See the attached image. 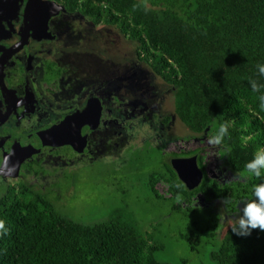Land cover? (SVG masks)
Returning a JSON list of instances; mask_svg holds the SVG:
<instances>
[{
  "label": "trees",
  "instance_id": "1",
  "mask_svg": "<svg viewBox=\"0 0 264 264\" xmlns=\"http://www.w3.org/2000/svg\"><path fill=\"white\" fill-rule=\"evenodd\" d=\"M58 1L100 29H117L134 45L130 64H121L113 86L112 96L123 118L131 116V123L156 116L149 109L158 92L156 77L174 87L172 116L160 122L168 125L177 116L196 134H214L220 124L228 123L230 137L220 146L221 160L237 177L229 181L212 177L204 148L169 154L164 145L145 140L137 147L139 152L148 158L160 156L162 164L145 180L149 195L138 200L147 207L157 203L154 207L160 210L150 232L140 228L133 212L122 208L87 224L65 214L56 193L44 191L47 186H7L0 194V219L10 234L0 238V264H173L159 258L165 245L158 234L178 215L187 218L191 249L198 250L194 244L210 249L207 264H264V230L241 236L229 226L219 236L222 214L196 204L200 197L206 203L228 197L225 206L236 213L239 202L254 199L253 185L264 182V177H239L254 153L264 148V111L248 82L252 77L264 83L256 68L264 63V0H149L147 12L133 8L139 0ZM101 139L105 145L107 137ZM119 141L112 152L103 151L94 159L117 155V144L125 142ZM192 155L197 156L203 179L197 187H187L183 203L177 204L174 184L183 181L172 159Z\"/></svg>",
  "mask_w": 264,
  "mask_h": 264
},
{
  "label": "flooded vegetation",
  "instance_id": "2",
  "mask_svg": "<svg viewBox=\"0 0 264 264\" xmlns=\"http://www.w3.org/2000/svg\"><path fill=\"white\" fill-rule=\"evenodd\" d=\"M41 1L29 4V0H19L18 10L2 19L0 167L15 146V162L6 171L18 172L15 176L0 173V183L8 181L6 187L25 184L45 188L54 182L44 184L41 180L60 175L73 160L77 164L82 157L95 161L99 153L112 152L113 144L116 146L114 127L125 120L112 96L122 63L116 57L104 59L97 48L102 29L68 11L58 0ZM46 14L47 27L39 18ZM98 101L101 118L97 123L94 116L83 120L85 110L92 115L98 111ZM78 130L86 137L82 152L73 147ZM102 135L107 137L105 145ZM41 141L45 144L38 151L20 161L19 155ZM105 156L112 158L115 153Z\"/></svg>",
  "mask_w": 264,
  "mask_h": 264
},
{
  "label": "rangeland",
  "instance_id": "3",
  "mask_svg": "<svg viewBox=\"0 0 264 264\" xmlns=\"http://www.w3.org/2000/svg\"><path fill=\"white\" fill-rule=\"evenodd\" d=\"M96 41L97 48L106 58L116 57L122 65L130 64L128 55L132 53L134 56V45L126 40L117 29L105 27L99 31ZM153 79L158 86V92L151 98L152 105L149 109L154 110L156 116L151 117L150 120L133 119L129 123L128 121L132 120L130 116L125 118L123 125H116L114 127L115 140L125 139V143L121 148L119 147L117 155L95 161H90L88 157H82V162L79 164L73 160L69 165H65L67 167L58 173L60 174L58 177L55 175L41 180L44 181V184L54 182L44 191L52 196H55L56 193V198H60L63 202L61 210L68 216L91 224L107 219L113 211L122 208L134 213L142 230L152 231V225L160 213L159 208H155L158 205L154 203L152 207H147L146 204L138 203V200H145L149 195V192L144 188L145 180L148 174L159 170L162 164L160 156L155 155L148 158L139 152L137 147H141L145 140L151 141L155 146L164 145L165 150L170 151L169 154L182 149L204 148L208 153L207 170L212 177L220 181H229L232 177H237V174L230 171L229 167L225 165V161L221 160V147H215L208 143V137L212 135L209 131L201 134L191 132L177 116H173L168 125L160 122L167 115L172 116L174 87L167 86L156 77ZM81 164L82 166L77 168ZM7 184L8 181L3 179V182L0 183V194ZM162 191H165L164 187ZM243 203L244 201L238 203L240 211L234 213L223 205V201L206 203L200 197L196 202L199 205L212 207L222 214V228L219 231V236H222L225 229L236 221L241 213ZM170 205L171 203L168 204V207ZM163 212H167V209H164ZM198 218L199 216H196V220ZM186 220V217L178 215L173 218L171 223L166 222L163 225L158 236L165 248L158 254L159 258L173 264L209 263L208 251L210 249L208 247L203 248L194 244L193 246L198 250L191 249V240L187 238L186 234L189 224L184 223Z\"/></svg>",
  "mask_w": 264,
  "mask_h": 264
},
{
  "label": "clouds",
  "instance_id": "4",
  "mask_svg": "<svg viewBox=\"0 0 264 264\" xmlns=\"http://www.w3.org/2000/svg\"><path fill=\"white\" fill-rule=\"evenodd\" d=\"M134 9L142 8L144 11H150L149 0H139L138 3L133 5ZM257 76L264 77V63L258 64ZM251 90L253 93L258 94L257 100L259 101V109L264 111V83L257 78H248ZM230 137L229 125L227 122L222 123L215 130L214 134L208 137V143L215 147L224 145L225 138ZM241 179L247 177H255L260 179L264 177V148L258 149L251 160H249L244 170L239 173ZM174 187L178 189L176 195V203L182 204L184 201L183 191L186 190L187 186L183 182H176ZM252 195L254 199H248L243 203L241 213L236 219L235 223L231 224V230L237 235L247 236L250 235L252 230L260 229L264 230V182L253 185ZM230 203L228 197L224 198L223 205ZM10 234V229L4 219H0V238Z\"/></svg>",
  "mask_w": 264,
  "mask_h": 264
},
{
  "label": "water",
  "instance_id": "5",
  "mask_svg": "<svg viewBox=\"0 0 264 264\" xmlns=\"http://www.w3.org/2000/svg\"><path fill=\"white\" fill-rule=\"evenodd\" d=\"M30 3H37L41 0H29ZM42 2V1H41ZM19 7V0H0V30L4 28V25L2 24V19L7 17L8 15H12L18 10ZM39 18L46 24L47 27V21L49 18V15L46 14V17L44 16H39ZM98 111L92 115V113L88 112V110H85L82 115L83 120H88L89 118L95 119L96 117V123L97 119L101 118V105L99 101L97 102ZM97 125V124H96ZM80 136V138H79ZM32 140L35 138L34 136L31 137ZM21 144V143H20ZM18 145L21 146V145ZM45 143H37L35 145H31V151L26 152L22 155H19L18 157L20 158V161H23L25 159V156H29L32 152H36L40 149L42 145ZM86 146V137L81 135V132L78 130V139L76 140L75 143H73V147L79 151L82 152ZM15 150V146L13 147L12 153L9 155H5V159L3 162V165L0 167V173L7 175H17L18 172L16 173H10L7 172L6 170L8 169V166L12 167L13 162H15V159L12 158L15 155L13 154V151ZM17 159V158H16ZM17 167L20 166V163L18 164L16 161ZM172 166L177 172L179 178L187 185L188 188L193 189L197 187L202 179H203V172L200 169L198 162H197V156L194 155L192 157H183V158H173L172 159ZM19 169V168H18Z\"/></svg>",
  "mask_w": 264,
  "mask_h": 264
}]
</instances>
